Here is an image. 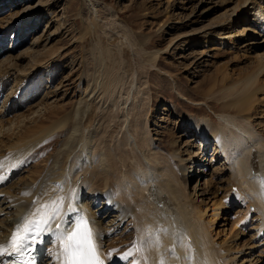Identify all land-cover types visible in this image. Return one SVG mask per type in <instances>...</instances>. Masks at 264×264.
Masks as SVG:
<instances>
[{
	"label": "bare ground",
	"instance_id": "6f19581e",
	"mask_svg": "<svg viewBox=\"0 0 264 264\" xmlns=\"http://www.w3.org/2000/svg\"><path fill=\"white\" fill-rule=\"evenodd\" d=\"M253 1L245 0L238 11L242 12L245 7H249L248 3H253L255 6L254 11L257 13L255 14L258 17L253 21L254 25L249 27L242 24L241 27L234 29V25L237 24L239 18L229 19L228 22L222 24L223 27H226L225 30H228L223 33L222 40H230L229 42L233 45L245 43L242 47H249L253 50L256 44V39L254 41L253 37L259 36L262 41L258 43L264 45V0L255 3ZM18 2L19 0L3 2L4 7L1 8L0 14L7 9L10 12L5 16H0V41L7 39L14 31L19 33L20 30H25V17H29L34 12L35 7L32 8L31 5L17 10ZM95 7L92 6L93 12H96ZM49 10L50 8L40 9L39 12L46 15ZM242 20L246 23L245 18ZM95 28L97 29L96 26ZM57 32L56 34H58ZM93 33H85L84 31V42L90 34L93 36ZM97 34L98 31L96 36ZM53 35L55 34H51V36ZM194 40L195 37L192 41ZM187 43L189 44V42ZM263 45L259 47H263ZM100 47L97 44L94 48L98 49L99 52H97V57L94 59L95 62H92L93 73L92 75L91 72L90 75L87 73L89 77H87L88 98L83 99L81 101L82 105L80 104L83 107V110L81 109L83 113L89 111L90 132L86 134L88 126H84L70 127V132L68 130L66 133L65 123L62 128L42 130V134H39L38 131L39 136H44V139L63 131V136H61V133L60 137H64V140L62 143L56 144V149L51 156L53 161L45 170V173L39 175L40 178L39 176H29L31 178L23 183L21 182L22 184L19 183L20 186L14 182L9 186L5 184L11 173L8 172L9 165L7 166L9 167L8 171L7 168L6 171L3 170L4 166L9 162L8 160H11V157L18 159L17 156H20L18 162H22L23 157H27L33 151L35 145H31L27 150H24L22 146L17 148L15 146L12 150L14 153L10 154L6 146H3L5 141L0 140V166L4 165L2 171L1 168L0 171L2 173L8 172L7 175L0 176V245H8L14 228L38 205L53 200L59 201L60 198H63L64 218L71 221L82 215L93 224L102 243L101 259L103 264H128V261H139V264H161L162 260L163 264H237L239 262L236 260L237 255L230 256L232 251L228 253L229 250L224 249L226 244L221 246L215 243L212 226L220 217L221 213L219 211L227 212L231 207L238 204L244 206L248 211H245L246 215H240L241 218L237 216L242 221L244 219V229L245 226L254 222L258 227L255 232L256 236L264 231V139L255 130L256 128L251 120L252 117H250L252 111H255L256 102L259 101L258 95H264V80H259L261 75H264V48L256 53L255 61L252 67H249L250 71L245 72L244 75H241L242 77L234 78L226 69L222 70L223 72H218L214 77L219 76L214 80L211 87L214 88L217 84L222 85L221 96H211L209 98L210 101H214L211 102L213 103L211 109L214 115L217 116L218 121L199 107L192 108L193 114L180 112L178 105H172L170 109H167L168 106L164 108L165 111L171 112L177 118L175 125L184 131L180 134V137L178 136V141L172 143L171 152L165 153L157 145L159 143V129L155 132V139L151 136V132L147 130L148 124L152 122L149 119L152 115H150V111L153 110L150 102L148 100L145 103L142 101L141 106H138V113L132 116L134 119L131 121H128L131 108L129 105V112L124 113L125 118L122 123L126 124V126L123 125L125 127L124 131L121 129L124 133H122V138L116 141V149H113L118 153L117 155L112 151L105 134H101L99 139H95L94 135L103 128V125L96 124V120L99 119L97 122L101 121L104 115V110H100V107L103 109L102 106H99L100 102L103 100L113 101L119 96L116 93L117 88L123 82V78L126 77H124V73L122 74V69L125 68H123L125 59L122 58V54L112 53L108 48ZM178 48L180 49V47ZM146 53L144 51V54ZM155 54L152 55L155 56ZM146 56L143 58L147 60ZM152 58L154 57L151 56L153 62L158 60L157 57L155 60ZM1 65L0 89L6 83L3 80L6 73ZM134 72L133 67L130 73L135 76ZM38 73L40 75V72H37L36 75ZM228 81L232 83L228 85ZM137 84H135V90H138ZM32 88L28 89L26 96L31 94ZM176 89H181L179 81H176ZM131 91L130 88L127 99L123 101V104L128 103ZM141 92V90H138L137 94L140 95ZM115 94L117 95L116 98L114 97ZM131 96L135 97V94ZM114 102L111 103L114 104ZM114 105L117 106V104ZM120 105L117 107L120 108ZM134 105L138 104L135 103ZM261 105L263 103H260ZM112 108L114 109V107ZM118 108H116V111L119 110ZM247 113L250 115L248 116ZM112 114L108 117L105 115L107 119H110L107 122H113L116 117L119 118V114L114 113L115 116ZM123 126L120 127L123 128ZM134 126L137 127L136 131L133 130ZM35 131L31 130L29 133H35L34 138H38ZM181 137L187 138V141L182 143V147L180 146ZM111 140H114L113 136H111ZM212 142H214L212 145L214 153L211 156L210 163L216 161V164H218L217 160L219 159L221 164L216 169L219 172L214 171V174L208 179L209 175L206 169L204 171L200 167L198 172L193 171L197 170L195 167L203 163L200 158L203 159L207 147ZM127 146H129V149L131 148V152L124 150V147ZM12 164L11 162L10 165ZM89 171L90 173L87 174ZM197 173L200 174L197 175ZM80 177H82L81 180ZM191 183L195 184L191 185ZM222 185L228 188L227 192H231L213 203L214 208L216 207L214 213H212L214 215L207 220V206L204 208L201 203L204 199H211V196L215 193L219 195L222 192V189H220ZM190 186L193 187L191 192L188 191ZM200 198L203 200H199ZM34 201L38 203L34 204ZM70 205L75 209L74 212L69 211ZM250 216L256 217L252 220ZM249 220H251V223H249ZM240 221L238 220V222ZM60 222L61 218L58 217L56 223ZM130 234L131 241L128 243L127 237ZM148 240H151L152 244L148 247H142V243ZM223 246L224 248H222ZM57 249L58 245L46 242L39 253L40 264H48L49 259L54 261L55 258L51 254L55 253ZM109 253H112V255L109 256ZM125 253H129L127 261L120 259ZM252 253L243 260L244 263L259 264L258 257L256 259L252 258L254 256ZM13 259H15L14 256L4 255L0 257V260L6 261L0 264H11Z\"/></svg>",
	"mask_w": 264,
	"mask_h": 264
},
{
	"label": "rangeland",
	"instance_id": "374dc122",
	"mask_svg": "<svg viewBox=\"0 0 264 264\" xmlns=\"http://www.w3.org/2000/svg\"><path fill=\"white\" fill-rule=\"evenodd\" d=\"M5 1L9 2L10 0H2L0 2V10L4 7L3 2ZM244 1L19 0L17 10L29 5L35 8L29 17H25V30H20L19 33L14 31L7 39L0 41V65L2 64L1 67L6 73L3 79L6 83L0 89L2 90L0 91V140L5 141L3 146H6L10 154H12L15 146V148L22 146L24 150H27L31 145H35V147L27 157H23L22 162H18L20 156H17L18 159L8 156L9 158L11 157V160H8L9 162L5 166H0L1 171L3 166L4 171H6V168L8 171L10 167L8 172L11 175L8 181L4 183L9 186V184L11 185L14 182L20 186L19 183L22 184L31 178L29 176L38 177L45 173V170L53 161L51 156L56 149V144L62 143L64 137H60L61 133V136H63L62 131L44 139V136H39V134H42V130L62 128L65 123L66 133L68 130L70 132V127L84 126H88L86 134L90 132L89 111L87 113L82 112L81 101L88 98L87 77L90 72L91 75L93 73L92 62H95L94 59H96L97 52H99L98 49H94L97 44L101 46L100 48H108L112 53L122 54V58L125 59V64L123 65V68H125L122 69V74L124 73V77L126 76V79L123 78L122 80L125 84L122 82L117 88L118 91L116 93L119 96L115 94L114 97L116 98L117 96L118 98L113 100L115 101L114 104H117V106L121 104V107L118 108L111 103L113 102L111 100L101 101L99 106L103 108L101 109L100 107V110H104L103 119L105 121L102 119L99 123L97 122L99 119L96 120V124L99 126L103 125V128L95 133L94 138L99 139L101 134H105L112 151L116 149V141L121 139L122 133H124V126H126V124H122L125 118L124 113L129 112L128 108L131 107L128 121L133 120L132 116L138 113L142 101L145 103L148 100L153 109L150 111V115H152L149 118L152 122L148 124L147 130L151 132V136L155 139V132L159 129V143L157 145L165 153L172 151V143L178 141L180 134L184 132L179 129V126L175 125L177 118L171 112L164 110L167 106V109H170V106L178 105L180 112H189V114H193L192 108L199 107L218 121L217 116L214 115L211 109L213 104L211 102L214 101H210L209 98L211 96L220 97L222 85L217 84L214 88L211 87L214 84V80L219 76L214 77L218 72H223L222 70L224 69L227 72L229 71L228 73L234 78L242 77L241 75L250 71L255 61L254 57L257 56L256 53L264 48L263 44L258 43L262 41L259 36L253 37L254 41L256 39L253 50L249 47H242L245 43L233 45L229 42L230 40H222L223 33L228 31L227 29L225 30L226 27H223L222 24L228 22L227 20L239 18L237 24L235 23L234 25V29H237L242 24L252 27L254 19L258 18L256 16L257 13L254 11L255 6L253 3H248L249 7H245L242 12L238 11ZM257 1L261 2V0H254L253 2ZM38 5L40 6L38 7ZM93 5L96 6V12L92 11ZM49 8L51 11L49 10L46 15L39 12L40 9ZM9 12L8 9L4 10L0 16H5ZM243 18H245L244 21L246 23L243 22ZM56 31H58V34H56ZM84 31L85 33L94 32L93 36L90 34L87 40L85 39V42ZM97 31L98 34L96 36ZM51 34L55 35L51 36ZM194 37L195 40L192 41ZM262 45L263 47H259ZM94 50L96 53H94ZM144 51L150 54H144ZM130 54H133V58ZM143 54L144 56L147 55V60L143 58ZM152 54H155V56ZM150 55L154 57L152 58L153 60L156 57L158 60L156 59L157 61L153 62ZM133 67L134 74L137 76H133L130 73ZM37 72H40V75L39 73L36 75ZM34 75H36V78L33 77ZM262 79L264 80L263 74L259 80ZM176 81L181 83L182 90L176 89ZM228 82V85L232 83ZM135 84H137L138 90L142 91V94H137L138 90H135ZM28 87L33 88L30 92L31 94L26 96L28 89H30ZM129 87L132 90L131 95L135 94V97L130 95L128 103L123 104V101L127 99ZM218 94L219 96H217ZM258 96L259 101L258 103L256 102L255 111H252L250 117H252L251 120L254 123L255 130L264 139V95L259 94ZM135 103L138 104L136 105L137 107L134 105ZM260 103H263V105L260 106ZM3 104L4 107L2 108ZM129 105L130 107H128ZM6 108L8 111L5 110ZM116 108L119 110L116 111ZM112 109L116 115L119 114V118L116 117L115 119L113 118V122H107L110 119L106 117L113 113ZM82 113L85 114V117ZM247 115L249 116L250 114L247 113ZM109 123L111 124L110 126ZM120 126H123V128ZM133 128V130L137 129L135 126ZM31 130H37L35 131L37 132L36 134H38V131L40 132L38 136L36 135L38 138H34L35 133H29ZM22 135L25 136L23 137ZM30 135L34 139H31ZM111 136L114 137L113 141ZM180 139V146L182 147V143H185L187 138L181 137ZM55 140L56 142H54ZM213 143H210L207 147L203 159L200 158V161L204 164L196 165L195 169L197 168V170L193 171L198 172L200 167L201 170L205 171L206 169L209 175L208 179L211 178L214 171L219 172L216 169L221 164L219 159L217 160L218 164H216V161L212 164L210 163L211 156L214 153ZM11 145L14 146L12 147ZM176 146L178 147V144ZM124 150L131 152L129 146L124 147ZM113 152L118 155L116 151ZM12 158L14 159L13 161ZM11 162L13 166L10 165ZM8 165L9 167H7ZM90 167L92 168V166ZM1 171V177L3 174L7 175L8 173L4 171L2 173ZM89 173L90 171L87 174ZM79 179L81 180L82 177ZM195 183H191V185ZM191 189L193 187L190 186L188 191L190 190L191 192ZM220 189H222V192L219 195L215 193L211 196L212 201L211 199H204L201 203L202 207L205 208L207 206V220L214 215L212 213H214L213 211L216 207L214 208L213 203L231 192H227L228 188L223 185L220 186ZM199 200L203 199L200 198ZM245 211L248 212L244 206L242 207V205L238 204L231 207L227 212L219 211L221 213H219L220 217L217 218L212 226L214 241L221 246L226 244V248L224 246L222 248L229 250L228 253L232 251L230 256L236 254V260L239 261V264H248L244 263L243 260L252 252L254 254L252 258L256 259L258 257L259 264H264V231L259 236H256L255 232L258 227L254 222L251 223V220H249L251 224L245 226L244 229V219L242 221L238 218H241L240 215H246ZM255 217L250 216V219L253 220ZM238 220H241V223ZM130 241L131 234L127 237V242L130 243ZM5 261L0 260V263Z\"/></svg>",
	"mask_w": 264,
	"mask_h": 264
},
{
	"label": "snow or ice",
	"instance_id": "6c2138e0",
	"mask_svg": "<svg viewBox=\"0 0 264 264\" xmlns=\"http://www.w3.org/2000/svg\"><path fill=\"white\" fill-rule=\"evenodd\" d=\"M69 211L75 209L70 205ZM58 217L60 223H56ZM46 242L58 245L57 251L51 254L54 261L49 259L48 264H103L102 243L93 224L82 215L71 221L64 218L63 198L40 204L26 215L14 228L8 245H0V257L14 256L11 264H40L39 253ZM151 244L148 240L141 246ZM128 256L129 253H125L120 259L127 261ZM128 264H139V261H128Z\"/></svg>",
	"mask_w": 264,
	"mask_h": 264
}]
</instances>
